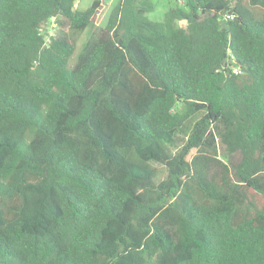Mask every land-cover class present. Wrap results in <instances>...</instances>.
Instances as JSON below:
<instances>
[{"label": "trees", "instance_id": "obj_1", "mask_svg": "<svg viewBox=\"0 0 264 264\" xmlns=\"http://www.w3.org/2000/svg\"><path fill=\"white\" fill-rule=\"evenodd\" d=\"M175 1L0 0V264H264V0Z\"/></svg>", "mask_w": 264, "mask_h": 264}, {"label": "rangeland", "instance_id": "obj_2", "mask_svg": "<svg viewBox=\"0 0 264 264\" xmlns=\"http://www.w3.org/2000/svg\"><path fill=\"white\" fill-rule=\"evenodd\" d=\"M95 0H77L75 6L76 8L79 9H86L89 6L92 5V3ZM120 0H101V5L98 9L97 15L93 21V23L85 30L82 32H73L72 30L66 28L67 34L71 36L73 41L76 44V51L74 56L71 58L69 62V67H73L78 54L80 53L82 49L83 43L88 39L90 34L97 30L100 26L104 25L108 19V16L112 10V8L119 3ZM154 3L156 4L155 10L151 13L148 14V17L152 20H162L164 13L176 2L175 0H153ZM182 3V1H180ZM44 27V32L48 33L47 36V42L50 41V34L55 32V28L58 26L56 18L50 19ZM179 25H184L183 22H179ZM180 141V140H179ZM159 170H160V176L159 178H164L166 175V170L162 165L155 164ZM260 201H263V198H259Z\"/></svg>", "mask_w": 264, "mask_h": 264}]
</instances>
